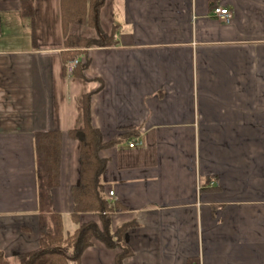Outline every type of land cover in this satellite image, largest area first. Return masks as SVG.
<instances>
[{"label":"crops","instance_id":"crops-1","mask_svg":"<svg viewBox=\"0 0 264 264\" xmlns=\"http://www.w3.org/2000/svg\"><path fill=\"white\" fill-rule=\"evenodd\" d=\"M100 26L115 44L78 56L81 78L63 57L62 0H34L33 19L0 0V250L18 264L40 245L39 132L62 133L52 207L65 232L102 227L72 219L81 146L69 132L91 95L103 141L125 139L99 154L120 205L111 228L128 226L124 264H264V0H107ZM68 34L98 39L88 26ZM120 252L92 240L80 264Z\"/></svg>","mask_w":264,"mask_h":264},{"label":"trees","instance_id":"trees-1","mask_svg":"<svg viewBox=\"0 0 264 264\" xmlns=\"http://www.w3.org/2000/svg\"><path fill=\"white\" fill-rule=\"evenodd\" d=\"M107 0H62V19L66 34L63 53L65 63L78 59V56L88 49L109 47L115 44L113 36H107L100 26V13ZM23 14L33 19L34 0H22ZM72 24L88 26L96 29L98 39L80 38L68 34ZM82 50V52H81ZM89 66V60L79 62L74 68L76 75L84 78V72ZM85 125L81 129L71 130L69 136L80 143V177L72 188L74 212L72 219L79 224L80 215H98L102 227L96 222L83 223L74 233L64 230L63 216L53 209L52 192L60 183V161L62 148V133L59 131L39 132L35 134V150L39 170V200H40V237L39 248L17 257L18 264H80L83 253L92 246V240L103 243L108 249L119 248L121 252L116 257L115 264H124L125 259L132 255L125 242L128 226L114 232L111 228V218L120 205L109 201L104 195L103 174L107 162L100 158L103 149L120 146L124 142L122 135L104 142L101 133L94 128L91 119V95L83 100ZM126 137V136H125ZM128 138V137H127ZM0 264H12L5 253L0 250Z\"/></svg>","mask_w":264,"mask_h":264},{"label":"built area","instance_id":"built-area-1","mask_svg":"<svg viewBox=\"0 0 264 264\" xmlns=\"http://www.w3.org/2000/svg\"><path fill=\"white\" fill-rule=\"evenodd\" d=\"M214 15L222 22L226 23V24H230L233 20V15L232 12L228 9V8H221L218 7L214 10ZM79 62V59H75L71 62H69L67 64V69L69 71H73V69L75 68V66L77 65V63ZM143 145V141L140 139H135L133 140L128 147L131 149L137 148L139 146ZM213 185V183H212ZM115 195L114 191H110L108 196L109 197H113Z\"/></svg>","mask_w":264,"mask_h":264},{"label":"rangeland","instance_id":"rangeland-1","mask_svg":"<svg viewBox=\"0 0 264 264\" xmlns=\"http://www.w3.org/2000/svg\"><path fill=\"white\" fill-rule=\"evenodd\" d=\"M72 264H75V263H72Z\"/></svg>","mask_w":264,"mask_h":264}]
</instances>
